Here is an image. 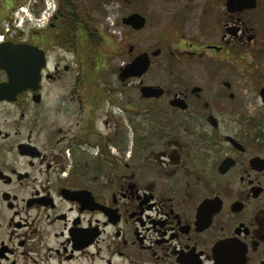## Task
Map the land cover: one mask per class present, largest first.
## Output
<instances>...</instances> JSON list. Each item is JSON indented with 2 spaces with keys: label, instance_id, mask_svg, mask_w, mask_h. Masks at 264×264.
Listing matches in <instances>:
<instances>
[{
  "label": "flooded vegetation",
  "instance_id": "flooded-vegetation-1",
  "mask_svg": "<svg viewBox=\"0 0 264 264\" xmlns=\"http://www.w3.org/2000/svg\"><path fill=\"white\" fill-rule=\"evenodd\" d=\"M44 5L0 0L1 47L32 55L0 90V264H264V0H155L152 50Z\"/></svg>",
  "mask_w": 264,
  "mask_h": 264
},
{
  "label": "rangeland",
  "instance_id": "rangeland-1",
  "mask_svg": "<svg viewBox=\"0 0 264 264\" xmlns=\"http://www.w3.org/2000/svg\"><path fill=\"white\" fill-rule=\"evenodd\" d=\"M87 2H92V6L95 8L91 11L92 16L96 24L104 29V34L106 36L113 35L112 43H119L122 41V37L125 39L122 44H126L128 49L133 46L135 50L147 49L152 50L155 46V40H145L144 37L153 33L155 31V0H133L131 3L124 1V3L119 0H86ZM138 10L142 12L148 22V26L145 30L139 33L133 32L129 27L121 24L120 20L123 16L129 14L132 11ZM115 12V17L109 19L107 17L109 14L112 15ZM114 26H111L113 22ZM113 30L119 31L120 36H116ZM106 48V47H105ZM117 59L113 60L112 64H115ZM105 79L103 73H100L96 77V82H103ZM145 82L154 83L155 82V67L151 69V72L145 77ZM134 90H131V95L134 96Z\"/></svg>",
  "mask_w": 264,
  "mask_h": 264
},
{
  "label": "water",
  "instance_id": "water-1",
  "mask_svg": "<svg viewBox=\"0 0 264 264\" xmlns=\"http://www.w3.org/2000/svg\"><path fill=\"white\" fill-rule=\"evenodd\" d=\"M123 21L133 26L135 29H140L144 26L145 18L139 13L134 12L125 17ZM1 46L2 44H0V57L3 59V62L1 63L0 68H3L8 72L10 79L9 83L0 85V90L8 88L13 92H18L30 84V82H27V79L24 77H27V75L31 73L30 66H32V63L27 62L26 58L30 59L32 55L30 54L29 49H25V47L22 46H4V48ZM39 60V65L41 67L42 56L41 58L39 56ZM148 66L149 56L147 54H142L136 56L121 72L123 76L127 78L141 77L148 69ZM13 72L19 76V81V78L17 77L14 79L15 74ZM141 93L144 97H155L160 95L161 91L155 89L154 86L145 85L141 87Z\"/></svg>",
  "mask_w": 264,
  "mask_h": 264
},
{
  "label": "trees",
  "instance_id": "trees-1",
  "mask_svg": "<svg viewBox=\"0 0 264 264\" xmlns=\"http://www.w3.org/2000/svg\"><path fill=\"white\" fill-rule=\"evenodd\" d=\"M98 33H99L98 28H96V34H98Z\"/></svg>",
  "mask_w": 264,
  "mask_h": 264
}]
</instances>
